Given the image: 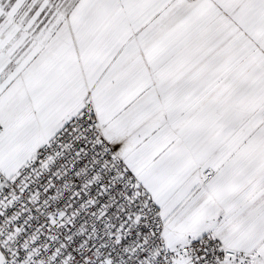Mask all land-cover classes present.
Wrapping results in <instances>:
<instances>
[{
  "label": "snow or ice",
  "instance_id": "obj_1",
  "mask_svg": "<svg viewBox=\"0 0 264 264\" xmlns=\"http://www.w3.org/2000/svg\"><path fill=\"white\" fill-rule=\"evenodd\" d=\"M0 264H264V0H0Z\"/></svg>",
  "mask_w": 264,
  "mask_h": 264
}]
</instances>
